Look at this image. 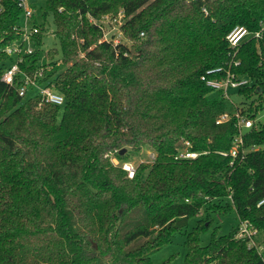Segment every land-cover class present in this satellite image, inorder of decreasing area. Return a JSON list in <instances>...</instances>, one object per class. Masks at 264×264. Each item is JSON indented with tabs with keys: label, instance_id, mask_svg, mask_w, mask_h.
<instances>
[{
	"label": "trees",
	"instance_id": "16d2710c",
	"mask_svg": "<svg viewBox=\"0 0 264 264\" xmlns=\"http://www.w3.org/2000/svg\"><path fill=\"white\" fill-rule=\"evenodd\" d=\"M2 4L0 264H153L178 232L187 235L184 264H264V36L244 40L233 58L227 40L236 27L264 28V0H210L209 15L201 0H31L40 32L22 69L45 68L42 83L63 107L24 102L2 81L22 21L16 1ZM121 12L123 39L105 40L93 21ZM50 17L58 48L44 51ZM234 60L250 81L237 104L201 79ZM236 112L254 125L246 155L232 158ZM225 113L232 118L217 124ZM184 142L196 159H175ZM143 149L156 158L129 179L121 164ZM229 211L240 223L228 235L216 228L203 246L212 214ZM243 222L252 239L238 236Z\"/></svg>",
	"mask_w": 264,
	"mask_h": 264
},
{
	"label": "built area",
	"instance_id": "2783aa9c",
	"mask_svg": "<svg viewBox=\"0 0 264 264\" xmlns=\"http://www.w3.org/2000/svg\"><path fill=\"white\" fill-rule=\"evenodd\" d=\"M17 6L22 10V21L14 27L20 35V39L13 45L6 48V53L13 58L11 64L5 69L2 76V81L11 87H16L18 94L21 98L25 99L30 92H35L34 97L39 98L40 106L43 104H50L54 106L63 107L65 104V98L60 94L55 88L47 83H42L45 75V68H40L36 71L28 72L22 69V65L25 63L28 56L33 55L36 52L34 45V37L39 34L40 29L34 24V17L37 11L31 5V0H14ZM204 5L202 8L205 15H209V3L210 0H201ZM3 0H0V14L3 11ZM123 13L121 12L116 18L111 19L109 16H105L101 21H93L97 23L104 30V39L111 40L114 39L115 43H119L121 40L116 35L109 36L111 30L108 27H113L112 29H117L118 26L122 24ZM119 26V27H120ZM120 29V28H119ZM121 32V30H120ZM122 33V32H121ZM264 36V28L260 31L251 33L245 27L234 28L229 35L227 40L231 49L230 56L236 57L239 51L240 45L249 37H253L257 40L262 39ZM240 66V61H232L229 67H217L208 70L203 76L202 81L206 82L208 86L212 87L218 91L223 98L227 99L231 103L233 101V95L242 87H246L250 84V81L245 78L239 77L234 73L232 67ZM236 117L238 118V130L239 134L234 140V146L231 151V157L237 158L238 156L246 155L247 150L244 149V131L253 127L254 122L249 119H244L236 112ZM232 115L229 113L223 114L217 121V124H221L229 121ZM192 145L190 142H184V147L179 150L178 154L175 156L176 160H186V159H196L200 153L191 151ZM155 155H151V161L155 160ZM116 165H120L119 161L113 160ZM122 169L127 173L129 179H133L136 175L137 168L132 162H124L121 164ZM264 204V199L259 203ZM255 232L251 229V226L247 222L241 223L238 236L240 238H250L252 239ZM254 245V242H251ZM260 250L262 248L260 247Z\"/></svg>",
	"mask_w": 264,
	"mask_h": 264
},
{
	"label": "rangeland",
	"instance_id": "374dc122",
	"mask_svg": "<svg viewBox=\"0 0 264 264\" xmlns=\"http://www.w3.org/2000/svg\"><path fill=\"white\" fill-rule=\"evenodd\" d=\"M44 3H40L39 6H43ZM50 31L45 38L44 42V51H49L54 48H58V43L56 38L54 37L55 26L53 22V18L50 17ZM120 26V25H119ZM117 29H112L113 27L109 26L108 30H111L109 36L116 35L120 40L123 39V35L120 32V27ZM236 94V92H235ZM233 95V101L237 104L240 102V98L236 95ZM35 92H30L28 96L24 99V102H27L30 98H34ZM258 122H264V115H260ZM153 152L150 149H143L141 152H132L129 150V161L132 162L136 167H139L144 163H151V155ZM146 176H144L145 178ZM228 200H225V203ZM198 217H192L189 221V226L187 228V232H191L194 230L197 225ZM211 219L214 220L213 225L203 230L199 233L200 241L203 246L210 244L212 241L213 233L216 228H218V233L220 235H228L232 229L237 226L240 221L238 219V215L235 211H229L221 214H212ZM187 235L186 232H178L174 235L171 242L164 246L161 250L155 252L152 255L153 264H184L186 260V255L188 251V247L186 244Z\"/></svg>",
	"mask_w": 264,
	"mask_h": 264
},
{
	"label": "water",
	"instance_id": "95a60500",
	"mask_svg": "<svg viewBox=\"0 0 264 264\" xmlns=\"http://www.w3.org/2000/svg\"><path fill=\"white\" fill-rule=\"evenodd\" d=\"M126 153H127V149H123V150H121V152H120L121 155H125Z\"/></svg>",
	"mask_w": 264,
	"mask_h": 264
}]
</instances>
